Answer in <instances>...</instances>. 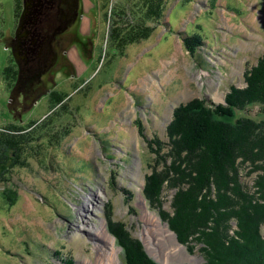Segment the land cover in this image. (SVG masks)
<instances>
[{"label": "rangeland", "instance_id": "rangeland-1", "mask_svg": "<svg viewBox=\"0 0 264 264\" xmlns=\"http://www.w3.org/2000/svg\"><path fill=\"white\" fill-rule=\"evenodd\" d=\"M28 1L0 0V32L13 30L18 18L20 26L30 19ZM167 1L165 17L149 37L121 45V33L117 40L111 38L114 10L142 1L80 0L79 23L65 29L69 38L77 37L70 42L67 65L45 76L44 96L36 107L17 108L34 94L16 84L14 62L20 55L0 41V131L44 120L49 109L52 113L50 92L67 93L62 100L74 110L67 120L60 114L51 120L44 141L39 138L44 129H28L30 137L18 151L21 163L8 181H0V264H105L98 250L102 239L87 226L101 227L102 220L114 240L116 264H127L124 244L160 264L205 262L203 243L195 239L198 231L191 228L185 243L167 219L190 184L183 183L178 171L164 173L178 158L173 160L169 147L159 149L152 140L169 142L168 125L182 105L196 98L228 106L231 90L248 86L247 74L264 56V0ZM8 67L16 71L15 79H9ZM9 103L20 109L15 112L19 118L8 112ZM238 116L264 120V104L256 102ZM59 125L66 129L62 136L55 134ZM159 150L165 152L161 159ZM196 161L189 158L183 168L193 169ZM240 167L238 192L255 190L263 170L253 171L245 163ZM155 168L164 173L157 181L160 203L150 197L147 183ZM5 188L17 192L14 204ZM144 209L168 224L187 254L173 255L170 245L164 249L168 253L160 252L147 234V228L158 226L143 218Z\"/></svg>", "mask_w": 264, "mask_h": 264}, {"label": "trees", "instance_id": "trees-1", "mask_svg": "<svg viewBox=\"0 0 264 264\" xmlns=\"http://www.w3.org/2000/svg\"><path fill=\"white\" fill-rule=\"evenodd\" d=\"M139 1L142 2L129 8L114 10L115 17L111 29L113 41L120 33L122 41H118L121 45L145 39L164 19L167 0ZM123 13L126 16L125 20ZM12 70V67L6 69L11 80L12 73L16 72ZM16 74L18 76V73ZM246 80L247 87L242 90L234 88L227 95L228 106L219 104L210 106L208 101L195 98L193 103L177 108L173 121L168 125L169 142H163L160 138L152 140L159 149L169 147L168 153L173 160L178 158L174 166L165 169L164 173L178 171L183 183L191 185L184 189L179 198H176L174 214H168L167 219L171 227L179 233L181 241L185 243L190 241L188 234L191 228H195V232L198 231L199 235L195 233V239L198 243H203L202 253L205 257L203 264H264V120L238 116L241 110L247 109L256 102L264 104V56L259 59L253 71L247 74ZM52 81L56 83L55 80ZM13 82L14 80L12 84ZM59 86L62 87V84L60 83ZM60 90L61 88L59 92ZM55 93H49L47 103L52 105V113L49 109L46 112L49 115L44 120L30 121L27 128L22 125L17 128L9 126L8 131H0V181H8L9 173L21 163L18 151L20 153L22 150L21 147L27 140L28 134L30 137L31 131L28 129L34 125H36L34 129L40 131L44 129V133L39 137L44 141L46 130L53 127L54 122L51 120L55 119L54 117L60 114L65 120H67L66 115L70 118V112L74 110H71L68 101L62 100L67 97V93L54 95ZM43 96L44 94L39 91L28 100L19 101L21 105L17 108L36 107V103H39ZM70 98L72 99L73 96ZM8 106V112L13 111L15 114L20 110L11 108V103ZM59 108L63 110L59 111ZM16 116L19 118L18 115ZM55 121L61 123V120ZM59 126L55 134L60 132L62 136L66 129L62 125ZM14 150L17 151L16 155ZM163 154L165 152L159 150L160 159L164 157ZM191 157L194 160L196 157V166L193 169L183 168ZM242 163L253 166L251 168L253 171L263 170L256 178L255 190L245 187L238 192L237 186H242L240 176ZM164 173L162 171L161 175L155 168L152 178L147 182L151 190L150 197L157 199L158 203L160 197H157L156 193H159L160 189L157 181L162 180ZM204 189H207L206 193ZM4 190L10 195L8 196L14 204L17 192L12 188ZM196 194H199V199ZM200 194L205 196L202 197ZM233 222L237 223L235 228ZM124 246L127 264H160L140 253L137 247L131 248L129 244ZM189 249L194 251V245H189Z\"/></svg>", "mask_w": 264, "mask_h": 264}, {"label": "flooded vegetation", "instance_id": "flooded-vegetation-1", "mask_svg": "<svg viewBox=\"0 0 264 264\" xmlns=\"http://www.w3.org/2000/svg\"><path fill=\"white\" fill-rule=\"evenodd\" d=\"M29 3L30 19L20 26L18 18L13 30L0 32V41L12 54L15 49L18 58L20 55L19 62H14L18 68L16 84L35 94L42 90L46 75L67 65L70 42L77 37L69 38L65 29L79 23L82 3L80 0H30Z\"/></svg>", "mask_w": 264, "mask_h": 264}, {"label": "bare ground", "instance_id": "bare-ground-1", "mask_svg": "<svg viewBox=\"0 0 264 264\" xmlns=\"http://www.w3.org/2000/svg\"><path fill=\"white\" fill-rule=\"evenodd\" d=\"M144 211L142 215L143 218H147L148 221L150 220L149 223H151V225L158 226L157 229L154 228L153 226H151V228H147V234L149 236V239L153 238V240H155V242L158 244V248H162L160 252H164V253L171 252L173 255L178 254V256L183 255L185 250L183 246H181V244L178 242L175 234L172 232V229L169 228L168 224L167 223L163 224L162 219L157 215H155V213H152L151 211H145V212ZM87 226L89 227L88 229L96 233L98 238L100 237L102 239V243L100 244L98 243V250H99V255L103 257L105 264H116L118 259L117 258L118 253L116 248H114L113 245L114 240L112 239V236L108 234L104 220H102L101 222V227L96 225L89 226L88 224ZM164 238L165 241H163ZM166 245L172 246L173 247L172 250L171 251L168 250V252L164 250L166 249Z\"/></svg>", "mask_w": 264, "mask_h": 264}, {"label": "water", "instance_id": "water-1", "mask_svg": "<svg viewBox=\"0 0 264 264\" xmlns=\"http://www.w3.org/2000/svg\"><path fill=\"white\" fill-rule=\"evenodd\" d=\"M28 1V0H27ZM28 4H30L29 3V1L27 2ZM28 10L26 9V10H24V16H23V18L25 17V19H26V16L28 15ZM25 19H23L22 20V23L25 21ZM14 53H15V55L18 57V54L16 53V50L14 49ZM41 76V75H40Z\"/></svg>", "mask_w": 264, "mask_h": 264}, {"label": "crops", "instance_id": "crops-1", "mask_svg": "<svg viewBox=\"0 0 264 264\" xmlns=\"http://www.w3.org/2000/svg\"><path fill=\"white\" fill-rule=\"evenodd\" d=\"M74 60V59H73ZM75 61V60H74Z\"/></svg>", "mask_w": 264, "mask_h": 264}]
</instances>
